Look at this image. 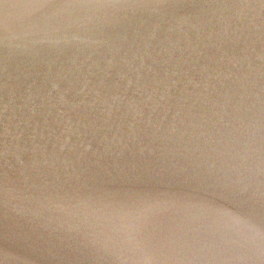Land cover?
I'll return each instance as SVG.
<instances>
[{
    "label": "water",
    "instance_id": "95a60500",
    "mask_svg": "<svg viewBox=\"0 0 264 264\" xmlns=\"http://www.w3.org/2000/svg\"><path fill=\"white\" fill-rule=\"evenodd\" d=\"M0 264H264V0H0Z\"/></svg>",
    "mask_w": 264,
    "mask_h": 264
}]
</instances>
